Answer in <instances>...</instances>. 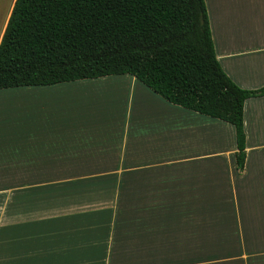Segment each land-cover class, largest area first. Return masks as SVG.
I'll use <instances>...</instances> for the list:
<instances>
[{
  "label": "crops",
  "instance_id": "0c3cea01",
  "mask_svg": "<svg viewBox=\"0 0 264 264\" xmlns=\"http://www.w3.org/2000/svg\"><path fill=\"white\" fill-rule=\"evenodd\" d=\"M15 1L0 7V42ZM205 2L224 71L243 89L264 88V0ZM89 88L108 92L106 104ZM244 127L240 169L232 124L172 104L134 76L0 89V244L16 230L19 248L39 251V240L21 237L59 223L36 219L53 210L42 181H67L63 192L48 195L67 199L60 208L72 210L68 225L89 223L74 227L72 237L87 241L109 228H139L134 236L143 234L145 252L158 250L156 235L160 248L166 238L193 248L224 245V256L203 258L209 263L255 264L264 259V96L246 100ZM98 194L119 197L143 218L108 224L103 217L112 209ZM71 243V253L86 252Z\"/></svg>",
  "mask_w": 264,
  "mask_h": 264
},
{
  "label": "trees",
  "instance_id": "16d2710c",
  "mask_svg": "<svg viewBox=\"0 0 264 264\" xmlns=\"http://www.w3.org/2000/svg\"><path fill=\"white\" fill-rule=\"evenodd\" d=\"M119 75L232 124L244 168V105L264 96V88L243 89L224 71L205 0L15 1L0 42V89ZM185 259L179 262L208 261Z\"/></svg>",
  "mask_w": 264,
  "mask_h": 264
},
{
  "label": "rangeland",
  "instance_id": "374dc122",
  "mask_svg": "<svg viewBox=\"0 0 264 264\" xmlns=\"http://www.w3.org/2000/svg\"><path fill=\"white\" fill-rule=\"evenodd\" d=\"M12 1L13 0H0V7L9 5L10 3H12ZM4 22L5 21H3V24ZM0 28L1 33L2 24ZM89 89H92L90 92H93L94 90V92L96 91L97 93H100L97 94L95 92V94L91 95H95L99 98V100L105 101L104 104H106L105 99L109 100L110 95H107L108 92L103 93V91H99L98 88ZM48 182L49 181H42L40 191L42 195L46 194V207L48 208L49 206L53 210L46 211L45 213H41L40 215L37 213L36 219H40L41 222L50 221L51 224L55 223V225L59 222L56 226L57 228L53 227V229L51 228L50 231H48L47 228H41L40 233L38 234V232H36L35 235L32 232L28 233L26 231L25 236L21 237V241L27 242L36 238L35 240H39L40 242V250L38 251L36 249L35 253L32 252L33 248L31 247H28L31 249L25 248L24 251L22 249V244L20 248L18 247L16 230L9 233L8 241L0 244V264H164L160 263L159 260L167 257H172L174 259V264H184L179 261L186 258L185 262L192 263L190 261L191 259H189L190 257L197 256L198 258H205L209 256L208 258H210L224 256L225 254L224 252H222L226 250V247L223 248L224 245H210L206 243L197 245L198 248H193V245L188 243H181L178 245L169 243L167 238V243L163 241L164 245L162 248H160V238H158L156 235L154 236V243L158 244V250H153V254L151 252H145L143 234L140 238H135L134 236L135 232L141 231V229H135L131 227L118 229L115 230V232L112 228H109L102 231L100 233L102 234L101 236L96 234L93 237H87V241H85V238L79 234H74V236L72 237L71 233L75 231L73 229L74 227H88L89 223L84 221L83 224H80V220H77L76 222H73L71 226L68 225L69 218L72 217V214H70L72 210L65 212L60 208V206L63 205V201H66L67 199H63V196H57L56 194L54 196L48 195L50 191H52L53 193L54 191L63 192L64 184L67 181H51V185H49ZM98 195H100L101 197H103L102 195L106 196L108 198L106 202H108L107 204L110 206L109 208L112 209L111 214L108 213L105 217H103V220L108 224L112 222L113 225H115L116 222H119V224H124L125 222L128 223L129 218L134 224L135 222H138L143 218V213L132 212L128 209L127 206L122 205L120 203L119 197H113V195L105 194ZM58 205L59 207H56ZM79 210L80 208L78 209V211ZM89 213L91 212H87L84 214ZM10 214H13L12 216L15 221L16 213ZM76 214L78 216L82 215L81 212ZM27 216L28 211L26 212V218ZM64 222L67 223V226ZM10 223L14 222L10 220ZM91 223H94V221H91ZM78 229L80 230V228ZM157 233H159V229ZM135 239H137V241H135ZM72 241L77 242V244L79 245L78 248L86 252H78L72 250L71 253L69 250V246L70 248L73 247L71 243ZM92 241L102 242V244L99 245L97 243V247L94 250L84 249L83 244ZM259 247V251H264V246ZM162 249L164 250V253H162ZM194 250L197 252H195ZM253 262L255 264H264V259L254 260ZM229 263L247 264L245 261L240 260ZM201 264L226 263H209L205 261Z\"/></svg>",
  "mask_w": 264,
  "mask_h": 264
}]
</instances>
